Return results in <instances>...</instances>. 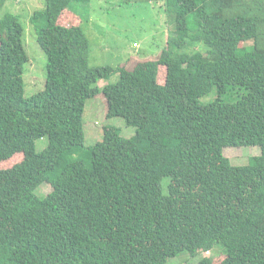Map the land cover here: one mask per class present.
<instances>
[{
  "label": "trees",
  "instance_id": "obj_1",
  "mask_svg": "<svg viewBox=\"0 0 264 264\" xmlns=\"http://www.w3.org/2000/svg\"><path fill=\"white\" fill-rule=\"evenodd\" d=\"M89 1L44 0L32 12L47 63L29 97L20 14L0 16V162L22 155L0 167V264H167L219 243L226 253L198 264H264V0H166L175 31L132 68L90 66L83 20L59 22ZM99 92L106 116L135 134L107 124L85 146V102ZM230 146L260 153L235 165ZM44 182L52 189L38 195Z\"/></svg>",
  "mask_w": 264,
  "mask_h": 264
},
{
  "label": "rangeland",
  "instance_id": "obj_2",
  "mask_svg": "<svg viewBox=\"0 0 264 264\" xmlns=\"http://www.w3.org/2000/svg\"><path fill=\"white\" fill-rule=\"evenodd\" d=\"M44 0H10L0 11V16L5 11L20 14L24 26L23 43L28 56L24 64L23 80L25 96L42 90L46 80L47 59L36 42V34L29 17L35 9L42 8ZM66 14H71L66 15ZM65 15L67 17H65ZM80 18L82 27L89 38V65L90 66H122L132 68L139 60L156 58L166 44L168 36L175 31V15L167 9L166 0H90L88 3L72 2L71 7L63 10L62 24L70 25ZM77 24V23H74ZM81 24V23H80ZM251 43L247 41L246 44ZM164 66L158 71V81L162 82ZM118 73L108 79H101L97 85L102 88L104 84L116 82ZM244 92V91H243ZM217 96L213 90L203 96L202 102L212 101ZM234 95L232 100H236ZM106 99L102 92L88 98L83 112V129L85 133V146L93 145L102 139L104 125H112L121 129L124 137L135 134V127L126 125L120 116L107 117ZM47 144V137L35 141L37 151L42 150ZM225 147L224 155L228 156L232 164L244 165L249 158L260 153L259 146ZM21 153L14 154L11 158L1 161L0 167L7 168L21 160ZM169 178L162 180L163 192L167 193ZM50 184L44 182L38 189V195H45L51 191ZM223 244L215 245L211 251H204L196 255L189 251H182L168 259L167 264H198L202 256H217L226 253Z\"/></svg>",
  "mask_w": 264,
  "mask_h": 264
},
{
  "label": "clouds",
  "instance_id": "obj_3",
  "mask_svg": "<svg viewBox=\"0 0 264 264\" xmlns=\"http://www.w3.org/2000/svg\"><path fill=\"white\" fill-rule=\"evenodd\" d=\"M207 252H208V250H207Z\"/></svg>",
  "mask_w": 264,
  "mask_h": 264
}]
</instances>
